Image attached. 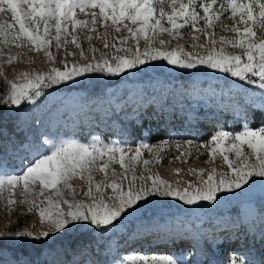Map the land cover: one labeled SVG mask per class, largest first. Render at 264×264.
<instances>
[{"label": "rangeland", "instance_id": "obj_1", "mask_svg": "<svg viewBox=\"0 0 264 264\" xmlns=\"http://www.w3.org/2000/svg\"><path fill=\"white\" fill-rule=\"evenodd\" d=\"M87 11V19L90 20V13L98 12L99 9L90 8ZM77 16L85 18L78 10ZM222 22L229 29L233 24V20L227 18H223ZM0 24H15L10 12L0 13ZM106 24L110 25L111 22L106 21ZM26 27H31V24L26 23ZM37 27L40 33H43L42 21L38 22ZM132 27L136 28L137 25ZM204 28V21L201 20L197 24V31L191 28L183 29L181 37L176 39L167 33H160L156 39L164 40L168 50L183 47L188 53L203 56L207 54L212 39L218 41L220 36L233 39L236 35L217 26L207 29L208 35L205 36L199 31ZM18 30L17 25L16 31ZM255 31L257 41L264 39V29L256 27ZM97 33L98 35L88 30L79 31L80 43L89 59L93 55L99 59L101 55H111L115 51L111 47L103 46L106 34L110 45L115 42L123 48L135 50L137 47V41L133 38L127 39L125 44L119 43L120 37L131 36L122 26L120 32L110 26L98 27ZM90 35L94 38L89 40L86 37ZM52 45L50 51L58 61L65 59V50L76 53L66 57L69 68L73 62H82L79 50L71 43L57 49L53 40ZM144 45L145 40L141 38V51ZM156 47L161 45L157 43ZM220 47L219 43L215 45L217 50ZM0 49L6 56L20 54L15 61L2 66L0 96L7 92L6 80H14L19 72L33 69L47 71L52 66L61 70L64 68L62 63L49 62L42 50L29 51L14 45H0ZM90 49L97 51L92 53ZM224 52L239 53V50L225 45ZM242 62H246V57L242 58ZM141 73L149 75L150 79L144 77L142 80ZM169 77L172 80L174 78L191 82L188 87L180 82L176 85L166 83L165 80L168 81ZM251 78L256 81L255 84H249L247 80L242 81L230 73L208 68L206 65L181 69L168 65L166 61L148 60L145 64L126 69L119 75L90 72L74 78V81L42 88L41 96L31 102L23 100L20 105L5 103L4 114L16 116V132L22 134L24 140L18 141L13 135L0 130V176L23 174L35 159L50 154L56 144L68 140L79 143H89L93 140L118 143L125 149L131 147L133 150L141 141L153 146L167 141L165 151L159 154L156 153L155 147L151 152L141 149V155L135 160H130L129 157L134 152L129 153L125 157V168H121L118 162H112L105 172L93 171L91 175L94 182L105 185L115 180L127 189L133 176L136 177L137 185L143 183L145 186H151V180L147 179L151 175L159 176L178 189H184L190 182L193 186H198L202 180L207 179L212 169L216 170L214 178L218 181L221 173L231 172L220 150L216 149L209 156L207 153L212 150V146L199 149L198 146L205 145L217 131L236 133L245 125L252 130L264 128V89L260 87L259 77ZM95 87H99L101 91L99 100H85V94ZM24 103L26 104L21 106ZM157 136L161 138L152 139ZM232 143L229 138L221 147L225 149L223 155H227L229 161L235 164L239 158L234 151H228ZM177 144L180 145L178 150L175 147ZM240 150L251 162L252 150L246 144L241 145ZM179 153H185V156L177 159ZM107 160L108 156H104L96 163L101 166ZM144 160L149 163L145 165ZM171 164L179 168L180 180H173L175 184H171L168 177L161 173L164 167ZM69 183L76 201L91 202L89 197L83 195V191L90 186L95 190V184L90 185L86 176L77 175ZM33 188L35 193L41 191L38 186ZM51 191L45 190L44 195L36 201L42 208L48 206ZM102 191L108 203L112 202L109 197L117 195L111 188L104 187ZM217 195L219 198L215 201H199L193 205H186L173 197L149 196L140 201L138 206L122 214L111 225L97 228L90 220H78L72 221L59 232L51 229L50 220L41 222L35 209L28 211L29 203L8 205L4 200H0V233L28 231L33 236H39L41 232H49L48 237L39 239L0 235V242L5 243L3 246L14 247L19 249L18 251L23 246L32 248L34 245H41V252L37 253L36 248L31 254L19 252L12 255L5 247L0 248V264H123L125 257L136 255L171 256L182 264H232L233 258L244 261V264H264V232H261L264 228V216L258 215V210L264 208V177L250 178V182L241 189ZM66 198L72 200L73 195H67ZM21 199L23 197L15 196L16 201ZM51 199L54 201L56 197L53 195ZM62 207L66 208V205ZM50 210L55 214V209ZM218 216H221V221L215 219ZM159 217L164 218V221H159ZM237 217L245 220L238 225L226 223L231 221L230 218L237 220ZM191 223L194 224L193 227ZM238 232L239 237L236 236ZM77 234H83L87 239L92 234L94 237L91 241L95 243V248L87 249L81 244L75 247L76 251L73 249L64 254L61 248L73 242ZM243 235H246L245 238ZM55 237L59 238L58 241L55 240L58 246L50 247ZM241 237L244 239L242 244L239 243ZM213 238L221 243V254L214 248ZM227 242L233 243L234 249L226 251ZM254 243L260 248H257L259 254L254 252L250 255L249 248H252ZM152 247L157 251H152Z\"/></svg>", "mask_w": 264, "mask_h": 264}, {"label": "snow or ice", "instance_id": "obj_2", "mask_svg": "<svg viewBox=\"0 0 264 264\" xmlns=\"http://www.w3.org/2000/svg\"><path fill=\"white\" fill-rule=\"evenodd\" d=\"M4 5L7 7L5 8ZM90 8L99 11H92L89 20L87 9ZM77 10L85 17L84 19L78 18ZM7 12L11 13V19L15 24H0V45L5 47L14 45L29 51L42 50L49 62L62 63L64 68L61 70L52 66L47 71L33 69L17 73L14 80H6L7 92L0 96V102L3 103L20 105L23 100L31 102L41 96L42 88L74 81V78L90 72L119 75L126 69L145 64L148 60L166 61L168 65L181 69H194L197 65H206L208 68L230 73L242 81L247 80L249 84L256 83L251 77H259L260 87L264 89V39L259 41L255 39V28L264 29V0H0V13ZM223 18L233 20L230 29L223 25ZM201 20L204 21L205 28L199 31L205 36L208 35L207 29H214L217 26L236 35L233 39L224 36H220L218 41L212 39L207 54L203 56L188 53L183 47L168 50L164 40L156 39L160 33H167L176 39L181 37L183 29L191 28L197 31V24ZM39 21L44 24L43 33H40L37 27ZM106 21H110L111 24L107 25ZM26 23H30L31 27H26ZM17 25L18 31H16ZM132 25L137 27L133 28ZM109 26L116 32L121 31V26L126 29L131 36L120 37L119 43L125 44L127 39L133 38L137 41L136 49L119 47L115 42L110 45L106 34L103 46L111 47L115 51L111 55L103 54L99 59L95 55L91 59L86 57L80 43L79 31L88 30L98 35V27ZM86 38L90 40L94 37L90 35ZM141 38L145 40L142 51L139 47ZM53 40L57 49L69 43L74 45L79 50L82 62H73L69 68L66 57L74 56L76 53L67 50H65V59L58 61L50 51ZM157 43L161 47H156ZM217 43L221 45L219 50L215 48ZM225 45L238 49L239 53L226 54ZM90 51L95 53L97 49ZM18 55L20 54L6 56L0 49V75L3 74V64L12 63ZM243 57H246V62H242ZM229 138L233 143L228 151H234L239 158L235 164L229 161L227 155H223L225 149L221 147ZM167 143L162 141L159 145L153 146L141 141L134 150L131 147L125 149L118 143H103L98 140L89 143L68 140L56 144L50 154L35 159L23 174L0 176V200H4L8 205L29 203L28 211L35 209L41 222L50 220L51 229L59 232L72 221L78 220H90L97 228L111 225L122 214L138 206L140 201L149 196L173 197L186 205H193L199 201H215L219 198L218 193H231L233 189H241L243 185L248 184L250 178L264 177V128L252 130L245 125L236 133L217 131L205 145L198 146V149L212 146V150L207 153L209 156L216 149L220 150L231 172L221 173L218 181L214 178L216 170L212 169L207 179L202 180L198 186H193L190 182L184 189H178L159 176L151 175L147 178L151 180V186H145L143 183L137 185L136 177L133 176L127 189L115 180L105 185L94 182L91 175L93 171L105 172L112 162H118L121 168H125V157L129 153L134 152L129 157L130 160L137 159L141 155V149L151 152L155 147L156 153L159 154L165 151ZM186 143L191 144V142ZM243 144L252 150L251 162L249 157L241 153L240 147ZM175 147L178 150L180 145L177 144ZM169 150H171L170 145ZM117 154H119L118 161ZM104 156H108V160L98 166L97 160ZM184 156L185 153H179L176 158L181 159ZM143 163L147 165L149 161L144 160ZM77 175L86 176L90 185L95 184V190L90 186L83 191V195L89 197L90 203L76 201L74 198L69 181ZM115 175L113 171V177ZM33 186H38L41 191L35 193ZM104 187L111 188L117 194L115 197H109L111 203L104 199L102 191ZM45 190L52 191L48 196V206L42 208L36 201L44 195ZM16 195L23 199L16 201ZM53 195L56 197L54 201L51 199ZM67 195H73V199H67ZM62 205H66V208ZM50 209H55V214ZM0 235L39 239L48 237L49 232H41L39 236H33L28 231L0 233ZM123 264H182V262L171 256L136 255L125 257ZM232 264H244V261L233 258Z\"/></svg>", "mask_w": 264, "mask_h": 264}, {"label": "trees", "instance_id": "obj_3", "mask_svg": "<svg viewBox=\"0 0 264 264\" xmlns=\"http://www.w3.org/2000/svg\"><path fill=\"white\" fill-rule=\"evenodd\" d=\"M141 74H142L141 75L142 76V80H143L144 77H147L148 79H150V76L149 75H144V73H141ZM168 79H169L168 81L165 80L166 83L168 82V83H173V84L176 85L177 82H180L182 84H185L186 87H188L190 85V82H191V81L186 82L183 79H174V78L172 80L171 77H169ZM99 90H100L99 87H95L92 91H88L85 94V100H97L98 101L99 100L98 95L101 92ZM25 104L26 103H24L21 106H24ZM4 113H5V103L0 102V130H4L8 134L13 135L18 141H20V140L23 141L24 140V136L22 134L16 132V127H15V122L17 121L16 116H14V117H12V116H6ZM160 138H161V136H157V137H154L152 139L159 140ZM258 215L264 216V208H261V209L258 210ZM215 219L221 221V216L215 217ZM236 219L237 220L234 221L232 218H230L231 221H228L226 223H228V224L237 223V225H238L239 223L241 224L242 221L245 220L242 217H237ZM158 220L159 221H164V218L159 217ZM233 225H236V224H233ZM191 226L193 227L194 224L191 223ZM90 235H91L90 238L87 239L86 237L83 236V234H77L73 238V242H70V243L66 244L65 247H62L61 248L62 249L61 251L64 254L67 253V252L72 251L73 249H74L73 251H76L75 247L77 245H81V244H83V246L85 245V248H87V249L89 248V249L92 250L93 248H95V243L93 241H91V239H93L94 236L92 234H90ZM64 236H66V234ZM71 236L73 237L72 234H71ZM55 240L58 241L59 238L58 237H55L54 238V243L50 247H54L55 245L58 246V243H55ZM88 240H90V241H88ZM4 244L5 243L0 242V248H4L5 247V249L8 250V251H10V253L12 255H16L19 252H21V253L27 252L25 254H31V252H33V251L35 252L36 248H37V253L38 252H41V248H40L41 245L38 246V247L36 245H34V247H32V248L23 246V247L20 248L21 250L18 251L19 249L17 250L14 247L3 246Z\"/></svg>", "mask_w": 264, "mask_h": 264}, {"label": "bare ground", "instance_id": "obj_4", "mask_svg": "<svg viewBox=\"0 0 264 264\" xmlns=\"http://www.w3.org/2000/svg\"><path fill=\"white\" fill-rule=\"evenodd\" d=\"M177 169H179L178 168V166L177 165H175V164H171V165H169V166H166V167H164L163 168V170H161V173L164 175V176H166V177H168V179L170 180L169 182L171 183V184H175L174 182H173V180H180V175L176 172L177 171ZM257 230H259V229H257ZM260 231V230H259ZM261 232H264V228L261 230ZM239 233V232H238ZM238 233H236V234H238ZM233 235V234H232ZM231 235V236H232ZM218 238V237H217ZM213 241H214V248H216V251H217V253L218 254H221L222 253V249H221V247H220V245H221V243L218 241V239H214L213 238ZM233 242V241H232ZM256 243V242H255ZM255 243L252 245V248H249V251H252V250H257V248L258 249H260L259 248V246L257 245H255ZM259 243V242H258ZM142 247V246H141ZM147 249V248H146ZM226 251H229V250H232V249H234V245H233V243H229V242H227L226 243ZM227 262L229 261V258L226 260Z\"/></svg>", "mask_w": 264, "mask_h": 264}]
</instances>
